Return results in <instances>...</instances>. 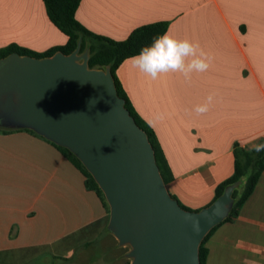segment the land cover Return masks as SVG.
Returning <instances> with one entry per match:
<instances>
[{
    "label": "crops",
    "instance_id": "1",
    "mask_svg": "<svg viewBox=\"0 0 264 264\" xmlns=\"http://www.w3.org/2000/svg\"><path fill=\"white\" fill-rule=\"evenodd\" d=\"M76 17L116 40L167 21L171 36L211 57L206 71L189 78L169 71L152 80L127 59L117 69L162 145L174 174L170 193L192 209L208 205L234 171V143L249 148L264 136V0H81ZM66 41L43 0H0V47L41 52ZM209 95L208 111L196 113ZM109 219L84 174L52 142L26 130L0 131V264H123L128 253ZM206 245L205 264H264V171Z\"/></svg>",
    "mask_w": 264,
    "mask_h": 264
},
{
    "label": "water",
    "instance_id": "2",
    "mask_svg": "<svg viewBox=\"0 0 264 264\" xmlns=\"http://www.w3.org/2000/svg\"><path fill=\"white\" fill-rule=\"evenodd\" d=\"M80 45L69 54L0 58L1 125L34 129L80 158L110 205L109 229L131 245L130 264H201L200 245L229 215L239 182L200 209L183 207L110 67L91 68Z\"/></svg>",
    "mask_w": 264,
    "mask_h": 264
},
{
    "label": "trees",
    "instance_id": "3",
    "mask_svg": "<svg viewBox=\"0 0 264 264\" xmlns=\"http://www.w3.org/2000/svg\"><path fill=\"white\" fill-rule=\"evenodd\" d=\"M43 1L50 20L67 35L66 43L50 47L49 49L41 52L35 51L28 47L20 46L17 43H10L4 47H0V58L5 57L12 52H18L21 55L29 54L36 57L50 56L57 51H63L64 53L69 54L74 51L77 48L78 43L81 42L80 52H89L88 62L91 68L110 67L115 78L119 94L126 99V106L129 108L131 114L135 117L138 124L148 133L149 139L155 149L156 159L160 167L161 174L165 180V183L167 184L174 178V174L165 156L162 145L159 142L153 127L139 114V112L134 107L121 83V80L117 75V69L127 57L136 54L141 47L149 44L154 36L166 32L169 25L168 22L156 21L140 25L133 29L127 38L116 40L108 36L100 35L90 31L77 19L76 11L81 0ZM15 130H26L31 132L52 142L57 148H59V150L84 174L86 187L88 189L94 190L99 195L108 212H110L109 203L105 197L104 191L92 173L87 169V167L75 153H73L68 147L59 145L44 135L39 134L34 129L28 127H0V131L2 132H11ZM261 142H264V136L260 138L257 143ZM233 155L234 171L230 177L221 181L216 186L215 195L212 200L214 201L219 195H221L228 185L239 182V185L234 189L233 192L234 202L231 207V211L222 222L230 220L233 215L239 212L240 207L253 194L258 184L259 178L264 171V151L260 153L250 152L248 151V148L244 147L241 143L236 142L233 146ZM181 205L187 209H192L183 205L182 203ZM219 224L214 226L208 232L200 245L201 264H205L208 256V247L206 245L207 239ZM55 258L63 262H67L69 260L67 257L56 256ZM37 263L38 261H31L26 264ZM126 264H130V262Z\"/></svg>",
    "mask_w": 264,
    "mask_h": 264
},
{
    "label": "clouds",
    "instance_id": "4",
    "mask_svg": "<svg viewBox=\"0 0 264 264\" xmlns=\"http://www.w3.org/2000/svg\"><path fill=\"white\" fill-rule=\"evenodd\" d=\"M126 59L140 73L156 80L162 73L169 71L182 72L186 78L194 71L204 72L210 67L211 57L200 50L197 43L189 39H177L166 31L154 36L149 44ZM212 100L213 96L209 95L205 103L195 107V112L198 114L207 112ZM248 151L255 153L264 151V142L252 144Z\"/></svg>",
    "mask_w": 264,
    "mask_h": 264
},
{
    "label": "rangeland",
    "instance_id": "5",
    "mask_svg": "<svg viewBox=\"0 0 264 264\" xmlns=\"http://www.w3.org/2000/svg\"><path fill=\"white\" fill-rule=\"evenodd\" d=\"M83 52H80V54H82ZM0 127H10V126H3V125H1V123H0ZM109 207H110V205H109ZM109 215H110V212H109ZM82 249H84V251L85 252H87V248L86 247H83ZM131 250V245L130 244H125V246H124V248H123V253H128L129 251ZM131 261H132V258L131 257H129V256H125L124 257V260L122 259V263L123 264H126V263H128V262H130L131 263ZM66 263V262H65ZM67 263H68V261H67Z\"/></svg>",
    "mask_w": 264,
    "mask_h": 264
}]
</instances>
